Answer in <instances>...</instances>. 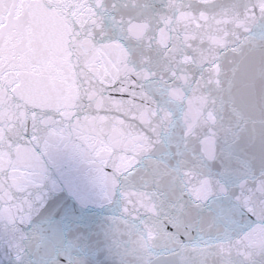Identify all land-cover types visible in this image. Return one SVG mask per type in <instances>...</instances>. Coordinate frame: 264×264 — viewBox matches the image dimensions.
<instances>
[{"label":"snow or ice","instance_id":"snow-or-ice-1","mask_svg":"<svg viewBox=\"0 0 264 264\" xmlns=\"http://www.w3.org/2000/svg\"><path fill=\"white\" fill-rule=\"evenodd\" d=\"M61 146L120 205L76 255L40 213ZM0 253L264 264V0H0Z\"/></svg>","mask_w":264,"mask_h":264},{"label":"water","instance_id":"water-1","mask_svg":"<svg viewBox=\"0 0 264 264\" xmlns=\"http://www.w3.org/2000/svg\"><path fill=\"white\" fill-rule=\"evenodd\" d=\"M117 99H130L126 93L112 92ZM113 115H116L114 112ZM123 119V117H120ZM45 164L48 170L50 185L55 184L56 191L48 203L40 210V213L47 217L50 213L65 216L70 226L67 233H59L52 242L53 254L58 248L61 252H70L76 255L75 248L77 235L91 234L94 239L102 240L100 234L107 219L118 214L120 205H105L99 198L100 188L94 181L90 166L78 155L74 154L70 147L61 146L54 159L45 156ZM36 223L32 231L36 235L47 228L39 216L33 217ZM4 259L0 253V260ZM107 260L108 264H114V258L107 255L101 257ZM4 264H9L7 260Z\"/></svg>","mask_w":264,"mask_h":264}]
</instances>
